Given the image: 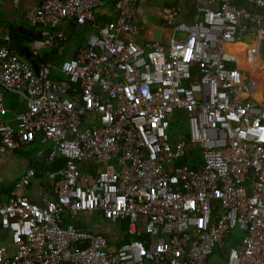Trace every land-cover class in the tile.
Listing matches in <instances>:
<instances>
[{"label":"built area","instance_id":"1","mask_svg":"<svg viewBox=\"0 0 264 264\" xmlns=\"http://www.w3.org/2000/svg\"><path fill=\"white\" fill-rule=\"evenodd\" d=\"M137 2L117 0L114 21L101 26L102 0H39L23 16L42 34L30 44L38 72L8 34L0 37V116L6 93L27 102L16 126L0 120V152L41 138L53 143L51 161H65L55 198L30 201L29 169L0 199V226L14 249L0 246V264H214V255L264 264V97L256 99L259 81L228 50L254 38L246 59L259 63L264 0L202 5L192 23L167 10V40L143 44L134 41ZM73 21L92 28L86 45L60 67L44 62L41 51L68 44ZM191 148L201 165L178 167ZM85 161L106 165L88 185L80 181ZM87 213L125 225L131 240L113 250L106 237L63 224L65 214ZM237 227L241 239L231 238Z\"/></svg>","mask_w":264,"mask_h":264},{"label":"crops","instance_id":"2","mask_svg":"<svg viewBox=\"0 0 264 264\" xmlns=\"http://www.w3.org/2000/svg\"><path fill=\"white\" fill-rule=\"evenodd\" d=\"M104 6L101 10L96 12V19L99 25H103L109 22H113L115 19L114 15V3L117 0H102ZM39 0H4L0 5V10L4 4H9L6 8L9 11H13L15 8L21 11L22 21L24 14L37 7ZM219 0H138L133 10V22L139 28V36L134 41L141 44L146 41H162L165 42L170 34L169 27L163 22L162 16L167 10H175L177 12V18L181 22L192 23L197 18L198 7L202 5H210L216 9L219 7ZM250 9H255L252 5L246 3H240ZM264 16V9L260 10ZM24 22V21H23ZM25 23V22H24ZM19 28L26 29L23 26ZM13 29V28H12ZM73 30V32H72ZM76 30L81 32L77 34ZM31 31L40 33L39 31L32 29ZM71 40L65 46L60 49V56L66 61L75 56L77 50L86 45L88 38L93 33L92 28L87 25L83 28H73L71 24L67 30ZM42 35V34H41ZM247 37V36H244ZM242 37V38H244ZM120 38L124 41H132V38H128L125 35H120ZM242 38L235 45L228 47L230 52L237 55L236 67L243 74L249 75V77L256 78L259 81V90L256 99L260 101L264 97V71H261L260 59L264 61V42L260 46L261 56L255 65L247 63L246 52L250 48L257 46L256 39L248 37L247 39L252 40L251 44H244ZM21 47L26 51V49ZM30 54V51L27 50ZM16 52V50H15ZM44 53H50V50L43 51ZM19 55L23 62H28L26 56ZM29 63V62H28ZM5 108L8 113L6 116L1 117L10 124L16 126L15 115L21 111H24L27 107L25 99L14 93L5 94ZM53 147V143L50 141H41V138H37L33 143L25 145L14 152H0V199L4 200L10 195L15 187V184L29 169H34L36 175L31 182L30 186L26 191L27 197L31 202L43 205L44 197L49 199L55 198L54 185L58 177L59 171L64 166V159L57 158L54 161L49 159L50 150ZM101 164H97L93 161H85L81 164L82 176L81 183L83 185L91 184L100 171L99 167ZM104 167V166H103ZM64 225L71 224L78 229L85 232H89L95 235H102L109 241L110 247L113 250H117L126 238L131 240L127 236V227L123 224L121 230H116L113 224L106 222L102 218L100 213H87L78 215L75 219H71L68 214L62 216ZM118 225V224H117ZM123 227H125L123 229ZM8 241L7 244L3 243ZM0 246H7L10 249L11 254L14 252L10 242V233L8 230L0 226Z\"/></svg>","mask_w":264,"mask_h":264},{"label":"rangeland","instance_id":"3","mask_svg":"<svg viewBox=\"0 0 264 264\" xmlns=\"http://www.w3.org/2000/svg\"><path fill=\"white\" fill-rule=\"evenodd\" d=\"M23 1V0H22ZM9 4H4L3 3V8L0 10V37L3 35H7L9 34V30L12 27L13 29L19 28L20 26L25 27L26 29H30L31 27L27 26L26 23H24L22 21V13L20 10H18L17 8H15L13 11H9L6 7ZM12 29V30H13ZM77 34H79L81 31L80 30H76ZM71 35V34H69ZM248 37H244L242 38L241 41L244 42V44L248 45L252 43V40L247 39ZM24 44L23 47L26 50H29L31 52L32 48L30 46V44L24 42L22 43ZM41 53H43V51H41ZM61 64H58V67H60ZM62 77L59 73H54V77ZM177 128V125L173 126V130H175ZM172 129V128H171ZM184 129L188 130L187 125H184ZM104 166V167H103ZM100 168L99 170H104L106 168L105 164H101L99 165ZM72 224V223H71ZM122 225L118 224L115 226L116 230H121ZM231 232V238H236V239H241L242 236L244 235V232L239 228H235L233 229ZM3 243L7 244L8 241H4ZM231 243H227L226 245L223 246L224 250H228L231 247ZM210 261H212V263L214 264H225L224 259H222L221 257H218L216 255L210 257ZM208 264H210V262H208Z\"/></svg>","mask_w":264,"mask_h":264},{"label":"trees","instance_id":"4","mask_svg":"<svg viewBox=\"0 0 264 264\" xmlns=\"http://www.w3.org/2000/svg\"><path fill=\"white\" fill-rule=\"evenodd\" d=\"M240 6H242L241 4H239ZM11 31H12V27L9 30V34L8 36L10 37V40L12 42V35H11ZM73 32V30H72ZM71 40V38H70ZM65 48L62 45H56L51 51L50 53H44L42 56V60L44 62H52L54 63L56 66H58V64H62L64 62V60L62 59L63 56H60V49ZM55 78H57L55 76ZM62 80V78H61ZM201 157H200V153L197 149H190V155L188 157H186L184 160H182V162L177 163L178 167H184V166H189L192 169L198 168L201 165ZM124 226V225H123ZM125 227H123L124 229ZM129 239L125 237L123 244L128 243Z\"/></svg>","mask_w":264,"mask_h":264},{"label":"water","instance_id":"5","mask_svg":"<svg viewBox=\"0 0 264 264\" xmlns=\"http://www.w3.org/2000/svg\"><path fill=\"white\" fill-rule=\"evenodd\" d=\"M71 26L73 28L77 27V24L75 21L71 23ZM12 35V43L13 47L16 50L18 54H20L22 57L26 56L27 61L34 67L35 71L38 72V68L35 65V59L30 56L29 52L24 50L21 45L22 43L26 42L28 44L34 43L35 40H40L42 35L40 33L31 31V30H25L23 28H16L13 29L11 32ZM250 175H252V171H250Z\"/></svg>","mask_w":264,"mask_h":264},{"label":"flooded vegetation","instance_id":"6","mask_svg":"<svg viewBox=\"0 0 264 264\" xmlns=\"http://www.w3.org/2000/svg\"><path fill=\"white\" fill-rule=\"evenodd\" d=\"M12 32V31H11Z\"/></svg>","mask_w":264,"mask_h":264}]
</instances>
